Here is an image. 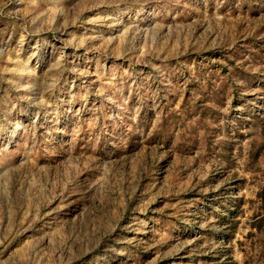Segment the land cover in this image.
I'll return each instance as SVG.
<instances>
[{"label":"rangeland","instance_id":"obj_1","mask_svg":"<svg viewBox=\"0 0 264 264\" xmlns=\"http://www.w3.org/2000/svg\"><path fill=\"white\" fill-rule=\"evenodd\" d=\"M0 264H264V0H0Z\"/></svg>","mask_w":264,"mask_h":264}]
</instances>
